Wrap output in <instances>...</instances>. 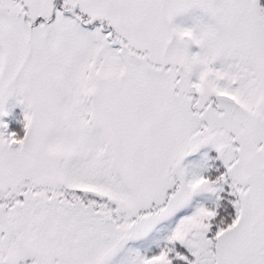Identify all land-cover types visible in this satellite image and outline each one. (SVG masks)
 <instances>
[{
	"label": "snow or ice",
	"instance_id": "6c2138e0",
	"mask_svg": "<svg viewBox=\"0 0 264 264\" xmlns=\"http://www.w3.org/2000/svg\"><path fill=\"white\" fill-rule=\"evenodd\" d=\"M0 264H264V0H0Z\"/></svg>",
	"mask_w": 264,
	"mask_h": 264
}]
</instances>
